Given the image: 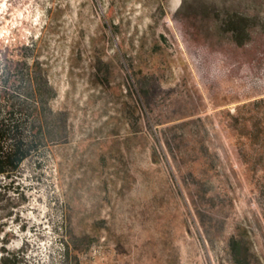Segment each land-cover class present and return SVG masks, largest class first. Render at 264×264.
<instances>
[{"label": "rangeland", "instance_id": "374dc122", "mask_svg": "<svg viewBox=\"0 0 264 264\" xmlns=\"http://www.w3.org/2000/svg\"><path fill=\"white\" fill-rule=\"evenodd\" d=\"M203 1L0 0V50L34 42L67 118L24 164L0 255L9 232L28 264H237L234 239L264 264V149L241 133L264 69L203 67L176 16Z\"/></svg>", "mask_w": 264, "mask_h": 264}, {"label": "trees", "instance_id": "16d2710c", "mask_svg": "<svg viewBox=\"0 0 264 264\" xmlns=\"http://www.w3.org/2000/svg\"><path fill=\"white\" fill-rule=\"evenodd\" d=\"M181 8L176 16L182 33L189 46L199 50L201 63L213 78L247 82L264 69V0H204L196 9ZM23 48L16 55L9 47L0 50V227L14 222L28 202L24 164L40 161L45 148L67 131L64 113L52 108L56 91L34 52V42ZM250 105L264 111V98ZM251 120L250 125L244 120L241 133L264 149V116ZM208 159L212 164L211 155ZM257 159L264 163L263 155ZM8 235L3 234L0 264H28L22 248L7 250ZM230 245L237 264L250 263L244 242L233 239Z\"/></svg>", "mask_w": 264, "mask_h": 264}, {"label": "bare ground", "instance_id": "6f19581e", "mask_svg": "<svg viewBox=\"0 0 264 264\" xmlns=\"http://www.w3.org/2000/svg\"><path fill=\"white\" fill-rule=\"evenodd\" d=\"M174 2H175V1H174ZM4 3H5V2H4ZM6 5H7V3H6ZM176 6H178V5H177V2L175 3V7H176ZM173 10H174V9H173Z\"/></svg>", "mask_w": 264, "mask_h": 264}]
</instances>
